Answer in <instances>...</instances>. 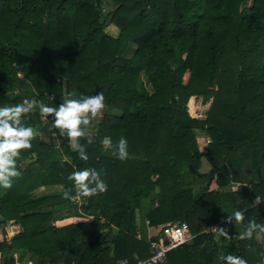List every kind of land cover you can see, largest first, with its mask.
<instances>
[{"label": "trees", "instance_id": "obj_1", "mask_svg": "<svg viewBox=\"0 0 264 264\" xmlns=\"http://www.w3.org/2000/svg\"><path fill=\"white\" fill-rule=\"evenodd\" d=\"M98 91L106 111L80 138L87 161L38 109L27 114L37 134L13 186L0 188V230L21 231L0 242V264H137L151 256L143 224L177 222L194 238L163 264H223L228 254L258 264L264 233L220 245L208 231L241 209L243 231L264 224V0H0V106L35 97L55 107ZM193 97L212 100L206 120L190 116ZM197 131L210 139L205 151ZM122 136L124 161L100 143ZM201 159L206 174L192 167ZM84 167L107 191L64 199L68 174ZM73 218L89 228L56 225Z\"/></svg>", "mask_w": 264, "mask_h": 264}, {"label": "clouds", "instance_id": "obj_2", "mask_svg": "<svg viewBox=\"0 0 264 264\" xmlns=\"http://www.w3.org/2000/svg\"><path fill=\"white\" fill-rule=\"evenodd\" d=\"M104 107L103 91L79 99H63L62 103L55 107L35 97L25 99L21 103L0 106V188L9 189L13 186V178L20 174L17 159L21 155V150L31 149L32 141L37 134L33 127L24 123L27 114L38 109L41 118L49 121V128L54 134L66 138L68 145L77 152L79 158L87 161L88 155L80 138L85 137L91 119L95 118ZM57 129L59 133L55 131ZM87 142L92 143V139L88 138ZM100 143L106 150H111L116 159L120 161L128 159V140L125 137H120L115 144L111 138L104 137ZM67 180L71 181V186L62 196L70 201L94 197L108 189L101 173L92 167L70 172ZM256 202H259V198ZM244 219V210H235L228 217V222L239 224ZM256 232L264 233V224L249 220L244 226V231L239 235L241 239H252ZM221 236H228L223 228H221ZM221 259L223 264H247L243 257L232 254L224 255ZM258 264H264V256H261Z\"/></svg>", "mask_w": 264, "mask_h": 264}, {"label": "rangeland", "instance_id": "obj_3", "mask_svg": "<svg viewBox=\"0 0 264 264\" xmlns=\"http://www.w3.org/2000/svg\"><path fill=\"white\" fill-rule=\"evenodd\" d=\"M104 10H105V13H107L111 10V7L106 6ZM106 32L109 36H113V37H117L118 33H119L118 29L113 25H110L109 27L107 26ZM143 82L146 84L145 81H143ZM147 89H150V87L148 86ZM211 103H212L211 99L205 105L203 103V98L193 97L188 102V109L187 110H188L191 117L198 118L200 120H206L208 112L205 110L207 109L208 106H209L208 108H210ZM105 111H106V108L104 107V109H102L101 112L95 118L91 119L90 124H89L88 129H87L88 134H91L93 131H95V126L101 122L102 118L105 115ZM195 136H196L200 151H205L207 145L210 143L209 137L206 135V133L199 132V131L196 132ZM192 167L202 174H206L207 172H209V166L207 165V163L204 159H201L200 161L193 163ZM205 183H206V180H204L202 182V184H200V186H204ZM210 190L218 198L217 201L220 204L221 199L219 198V196H217V194L219 195L217 185L215 183H213ZM148 210L149 209H148V203H147V208L145 206L144 210L139 211V215H140L141 221L143 223H144V218H145L144 216L146 215ZM79 222L84 223L87 226V228H89L88 226H89L90 222L87 219H82V218H73V220H71V221H63L62 223H59V224L56 223V225L62 227V226H66V225H69L72 223H79ZM15 225L16 224H14V223H9L5 227L4 230H0V242H2L5 239V236L9 237V239H10L21 231L20 228L16 227ZM143 231H146V226L144 224L142 226V232Z\"/></svg>", "mask_w": 264, "mask_h": 264}, {"label": "built area", "instance_id": "obj_4", "mask_svg": "<svg viewBox=\"0 0 264 264\" xmlns=\"http://www.w3.org/2000/svg\"><path fill=\"white\" fill-rule=\"evenodd\" d=\"M42 121L46 120L42 119ZM147 225L150 227L149 222H147ZM208 232L216 234L219 231L216 226H213ZM151 233L148 236L150 238L151 256L146 260H139L137 264H163L169 252L190 243L194 238L191 235L189 225L185 222L168 223L158 228L153 227ZM120 264L128 263L123 261Z\"/></svg>", "mask_w": 264, "mask_h": 264}, {"label": "crops", "instance_id": "obj_5", "mask_svg": "<svg viewBox=\"0 0 264 264\" xmlns=\"http://www.w3.org/2000/svg\"><path fill=\"white\" fill-rule=\"evenodd\" d=\"M208 107L205 110L207 112L209 111ZM217 196H218V194H217ZM256 201H257V198L255 199L256 205H258L259 203L262 202L261 198H259V202L258 203ZM217 204H218V206L220 205L218 202H217ZM15 226L20 228L19 225H15ZM215 226H216L217 230L219 231L218 233L215 234V237H216V240L219 242L220 245H224L226 243L228 244L230 242L236 241L237 239L240 238L239 234L243 231L242 228H241V222L239 224H235L234 222L233 223H229L228 222V217L223 212H221V214H220L219 223L216 224ZM221 228H223L227 232V234H228L227 237L221 236ZM20 230H21V228H20ZM146 232H147L148 236L152 234L151 230L147 226H146Z\"/></svg>", "mask_w": 264, "mask_h": 264}]
</instances>
